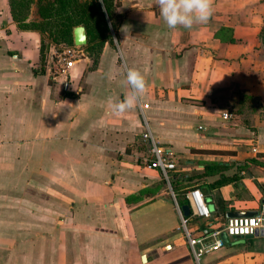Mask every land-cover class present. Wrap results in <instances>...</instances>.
<instances>
[{"label": "crops", "instance_id": "1", "mask_svg": "<svg viewBox=\"0 0 264 264\" xmlns=\"http://www.w3.org/2000/svg\"><path fill=\"white\" fill-rule=\"evenodd\" d=\"M213 9L207 23L169 29L156 0H119L114 46L106 43L92 67L88 57L76 63L69 98L42 68L39 33L18 29L0 0V192L18 190L24 153L39 159V188L75 199L71 218L94 223V264H135L143 255L142 264H196L177 230L174 192L175 201L165 197L164 176L137 158L147 130L174 153L172 172L201 174L192 183L210 197L213 216L255 212L264 201V0H213ZM129 68L147 90L116 115L108 101L129 93ZM221 176L233 179L212 187ZM115 224L123 228L112 232ZM203 227L201 218L190 222ZM204 264H264V236L229 239Z\"/></svg>", "mask_w": 264, "mask_h": 264}, {"label": "rangeland", "instance_id": "2", "mask_svg": "<svg viewBox=\"0 0 264 264\" xmlns=\"http://www.w3.org/2000/svg\"><path fill=\"white\" fill-rule=\"evenodd\" d=\"M30 15V20L39 19L36 3L31 5ZM39 35L40 41L42 40L45 46L43 60H40L43 68L50 54L56 50L60 51L62 46L78 47L81 50L79 59L88 57L91 60L90 66H94L92 59L94 56L89 55L85 50L86 45L78 46L74 42L59 43L53 41L47 33H39ZM260 40L261 53L264 56V25ZM79 72L80 68L77 65L71 71V78L78 80ZM57 83L61 84V78L57 79ZM253 112H255L254 109ZM25 150L32 151L30 148ZM137 158L140 161L141 156ZM19 161L23 165L18 169V185H15L18 190L12 193L4 189L0 192L2 194L0 197V264H94V230H92L94 223L85 222V220L75 221L73 217L71 218L70 214L74 213L76 208L75 199L64 197L56 191L47 192L39 188L41 184L33 181L40 167L39 159L28 160L24 153ZM177 161L183 164L182 159ZM10 165V160H4L3 171L10 172ZM28 165H30L29 169ZM27 170L31 171V175L26 173ZM174 174L178 172L169 173L170 181ZM163 182L166 183L164 196L174 200L171 184L164 177ZM11 195L13 200L9 197ZM112 227V232H118L123 228L118 224ZM165 244L163 242L161 248H164ZM205 255L201 257L199 264H204ZM142 261L143 259L138 256L135 264H142ZM194 262L198 264L196 260Z\"/></svg>", "mask_w": 264, "mask_h": 264}, {"label": "built area", "instance_id": "3", "mask_svg": "<svg viewBox=\"0 0 264 264\" xmlns=\"http://www.w3.org/2000/svg\"><path fill=\"white\" fill-rule=\"evenodd\" d=\"M80 56L81 50L78 47L62 46L60 51H54L46 60L45 67L50 76L54 79L61 78L63 90L70 89L71 71L80 60ZM221 115L224 120L232 117L230 111H223ZM140 141L145 148V154L141 155L140 159L143 167L159 171L170 182L169 173L177 168L172 150L158 142L148 130L141 134ZM185 198L190 214L187 217L183 216L178 206L180 222L177 230L183 234L185 243L197 262L203 255L224 247L229 239L264 236V201L253 215L224 216L219 211L213 216L199 189H189L185 193ZM197 218L204 220V227L201 230L190 228V222ZM222 235H225L227 241Z\"/></svg>", "mask_w": 264, "mask_h": 264}, {"label": "trees", "instance_id": "4", "mask_svg": "<svg viewBox=\"0 0 264 264\" xmlns=\"http://www.w3.org/2000/svg\"><path fill=\"white\" fill-rule=\"evenodd\" d=\"M8 3L11 17L18 29L47 33L55 42L72 44L73 28L83 25L87 36L85 50L89 55L94 56L93 63H96L104 45L110 43L114 46V39L117 38V25L121 16L115 13V8L118 6L119 0H8ZM34 3L37 5L38 20L29 19L30 8ZM44 47L41 40L39 47L41 61L43 60ZM63 95L75 98L77 94L64 90ZM200 177L201 174L191 176L174 174L171 176V188L179 206L187 203L185 193L189 189H200L192 183L193 180ZM232 179V177L221 176L213 181L211 186L217 187ZM161 184L163 188L164 184L166 185L163 178ZM134 196V199H139L145 197L146 194L141 192ZM203 196L209 205L210 197L205 193ZM130 202V196H127L126 203Z\"/></svg>", "mask_w": 264, "mask_h": 264}, {"label": "clouds", "instance_id": "5", "mask_svg": "<svg viewBox=\"0 0 264 264\" xmlns=\"http://www.w3.org/2000/svg\"><path fill=\"white\" fill-rule=\"evenodd\" d=\"M160 14L169 29L178 26L191 29L194 24L207 23L213 15V0H156ZM111 78V72L109 74ZM126 83L130 91L123 100L113 101L109 105L116 115H121L136 107L140 96L147 90V82L140 71L129 68Z\"/></svg>", "mask_w": 264, "mask_h": 264}, {"label": "water", "instance_id": "6", "mask_svg": "<svg viewBox=\"0 0 264 264\" xmlns=\"http://www.w3.org/2000/svg\"><path fill=\"white\" fill-rule=\"evenodd\" d=\"M73 42L75 45L78 46L86 45L87 43L86 29L83 25H78L73 28ZM180 210L182 211L183 216L185 217L189 216L190 210L187 204L181 205ZM254 213L255 212L240 211V212H233L228 216H247V215H253ZM222 237L225 241H227L225 235H222Z\"/></svg>", "mask_w": 264, "mask_h": 264}]
</instances>
